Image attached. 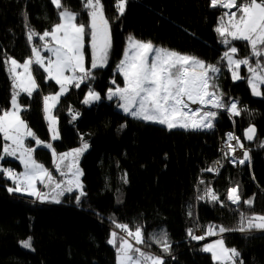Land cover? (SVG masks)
<instances>
[{"label":"trees","instance_id":"16d2710c","mask_svg":"<svg viewBox=\"0 0 264 264\" xmlns=\"http://www.w3.org/2000/svg\"><path fill=\"white\" fill-rule=\"evenodd\" d=\"M117 1L102 0L112 38L108 65L93 70L95 79L80 88L70 86L53 110L59 132V139L52 141L55 150L61 153L85 142L89 146L79 162L85 195L79 204L75 192L63 195L58 204H41L8 193L10 182L0 174V264H116V250L108 244L116 223L141 228L145 243L138 247L162 256L165 264H218L189 235V229L196 236L200 231L211 240L207 231L213 227L228 230L216 236L226 247L238 250L244 264H264V231L237 230L241 214L264 215V100L252 97L245 79L233 82L221 60L226 47L220 45L215 28L226 10L212 8L210 0H126L121 15ZM62 4L77 14V23L88 24L84 0H62ZM58 22L59 12L50 0H0V114L9 109L14 92L6 61L31 58L32 48L43 44L39 36ZM29 28L37 33L31 42ZM128 35L222 68L217 83L224 102L235 101L241 109L234 118V130L250 148L249 166L225 165L218 172L219 141L233 128L221 113L213 121V130H169L126 116L115 101L104 100L111 77L122 84L114 71ZM233 45L239 49V58L247 57L251 63L261 59L250 56L246 42L235 41ZM90 59L89 49L87 67ZM32 70L39 87L31 97L19 92L20 115L36 137L48 142L42 94L55 92L57 87L46 81L35 64ZM241 74L247 75L245 67ZM89 89L97 90L102 99L86 106L82 100ZM249 127L256 130L252 143L244 139ZM2 144L0 136V152ZM27 144L33 145L34 140L28 139ZM35 157L54 170L47 150L36 149ZM3 164L16 166L7 160ZM209 168L213 171H207ZM237 186L241 202L232 205L227 192ZM209 188L217 202L207 197ZM249 199L251 206L243 203ZM164 234L170 244L168 252L159 242ZM29 237L32 247L26 249L22 242Z\"/></svg>","mask_w":264,"mask_h":264},{"label":"snow or ice","instance_id":"6c2138e0","mask_svg":"<svg viewBox=\"0 0 264 264\" xmlns=\"http://www.w3.org/2000/svg\"><path fill=\"white\" fill-rule=\"evenodd\" d=\"M59 12V20L50 31H45L39 36L40 41L51 38L50 44L44 43L43 49L50 55L45 58L40 55V50L32 48V58L22 65L15 59L9 58L11 67L10 75L13 78V89L27 93L29 97L37 90L39 85L33 75L32 65H37L47 74L46 79L55 81L59 85V92L55 95L44 97L45 119L48 121L51 139H59L56 127L57 120L52 116V109L59 103V98L68 91L69 86L80 88L88 80H94L93 70L104 68L108 65L112 47L109 20L103 10L102 0H84V7L88 12L87 25L77 23V14L72 13L62 4V0H51ZM213 8L225 9L221 14L215 32L221 42L227 47L222 61L226 62L227 70L234 81L246 79L254 96L264 95L261 86H264V0H211ZM121 15L124 13V0L117 4ZM235 9V11H232ZM27 19V17L25 16ZM37 33L28 29V40L31 42ZM243 41L250 49L252 57H257L250 63L247 57L239 58V49L233 42ZM90 49V67H86V57ZM9 61H6L9 62ZM246 67L249 75H240V69ZM22 68V72L17 69ZM116 71L123 78V86L108 89V99L117 101V106L126 116L166 126L169 130L182 128L184 130H204L214 127L213 121L218 112L206 109L226 110L230 116L240 115L238 103L232 101L225 103L217 81L222 68L217 64L205 62L195 56L181 54L174 50L157 47L152 42H142L133 36L128 37V45L124 50L123 58L116 67ZM115 84V79L112 80ZM19 92L14 91L11 99V110H4L0 114V136L3 144L0 160L5 156L18 159L23 165V172L17 173L10 168L0 167V174L12 181L14 187H9V192H18L34 197L41 202L50 201L60 203V197L65 193L79 190L75 197L77 203L85 193L79 177L82 175L76 166L79 156L88 148L85 142L78 149L69 153L59 154L53 150L54 163L57 171L62 176L68 177L64 181L53 179L52 174L43 165L34 159L35 148L25 143L31 138L37 147L52 148L51 144L41 141L21 118V107L17 102ZM101 97L89 89L83 103L91 104ZM192 105H197L193 108ZM71 112V109H70ZM77 114L72 115L75 120ZM122 128L124 125L121 126ZM255 128L249 127L245 138L249 141L255 137ZM228 140H236L235 147L229 144V152L244 145L232 134ZM264 147V144L261 145ZM248 151L243 152V158L238 163L243 165L250 162ZM67 169L65 171L61 165ZM207 171H213L209 168ZM37 183L48 188L47 193L37 187ZM203 183V181H201ZM207 197L212 202H217L218 197L212 189H207ZM204 197H201L203 199ZM227 200L232 205L241 202L239 188L231 187L227 192ZM251 206V199L243 201ZM115 227L125 233L117 238V233H111L108 243L116 248L117 264H165L164 260L156 255L148 254L138 245L145 243L141 228L130 231L126 224L116 223ZM264 231V215L244 216L241 214L240 232L251 230ZM219 233L228 231L224 227L218 229ZM215 228H209L207 235H215ZM189 235L194 240H203L205 236H196L189 229ZM130 241H134V244ZM162 250L168 252L170 244L166 234L159 237ZM24 248H31V237L22 242ZM202 251L211 253L212 259L218 264H244L239 259L241 254L236 249L227 248L222 240L207 244Z\"/></svg>","mask_w":264,"mask_h":264},{"label":"rangeland","instance_id":"374dc122","mask_svg":"<svg viewBox=\"0 0 264 264\" xmlns=\"http://www.w3.org/2000/svg\"><path fill=\"white\" fill-rule=\"evenodd\" d=\"M51 1V0H50ZM52 3V2H51ZM119 3V0L116 2V8H117V4ZM124 3H125V7H126V0H124ZM52 5L55 7V5L52 3ZM125 10V9H124ZM117 12L119 13V11H118V8H117ZM73 13V12H72ZM120 14V13H119ZM59 22H60V20H59ZM58 22V23H59ZM218 26V25H217ZM216 26V27H217ZM130 35H128V36H126V38H125V44H124V50H125V48L127 47V45H128V37H129ZM50 41H51V38L50 37H47L46 39H45V41H43V44L44 43H49L50 44ZM140 41V40H139ZM142 42H146V41H142ZM43 44L41 45V46H39V48L38 47H36V48H38L39 50H40V55L42 56V57H45V58H47L50 54L48 53V52H46L44 49H43ZM220 45L221 46H223V47H226L221 41H220ZM155 46H157V47H161V46H158V45H155ZM234 46V45H233ZM124 50H123V53H124ZM226 50H227V47H226ZM225 50V51H226ZM224 51V52H225ZM250 56H251V54H250ZM31 58H32V51H31ZM122 58H123V56H122ZM121 58V59H122ZM242 58H245V57H242ZM11 59H14V58H11ZM30 59V58H29ZM28 60V59H27ZM7 61H9V58H8V60ZM17 61V60H16ZM109 61V60H108ZM19 64H23L24 62H19V61H17ZM120 62V61H119ZM226 63V62H225ZM250 63H251V61H250ZM255 63V62H254ZM254 63H253V66H254ZM119 64V63H118ZM37 66V65H36ZM227 66V65H226ZM11 67V65H10V61L9 62H7V70H8V74H9V76H10V78H11V80H12V85H13V78H12V76L10 75V72H9V68ZM86 67H87V65H86ZM37 68L38 69H40L38 66H37ZM105 68V67H104ZM40 70H42L43 71V69H40ZM245 70H246V76H243L242 74H241V69H240V75L241 76H243V77H247L248 75H249V73L247 72V69H246V67H245ZM17 71L18 72H22L23 71V69L22 68H19V69H17ZM118 73L117 71H116V69H115V71H114V73ZM43 73H44V77H45V79H46V77H47V74L43 71ZM121 77V76H120ZM230 77H231V80L233 81V82H238V81H240V80H236V81H234L233 79H232V76H231V73H230ZM122 78V77H121ZM113 79H115V77H111L110 79H109V81H110V87L108 88V89H110V88H112V89H115V87H117V86H123V78H122V84H120V83H118L117 81H116V79H115V81H116V83L115 84H113L112 83V80ZM242 80V79H241ZM246 80V79H245ZM46 81H51V82H53L55 85H56V87H57V89H56V91L55 92H45V93H43L42 94V114H43V119H44V122H45V124H46V127H47V131H48V135H49V141L48 142H45V143H48V144H51L52 145V141H55V140H52L51 139V133H50V131H49V126H48V121L45 119V113H44V97L45 96H50V95H55L56 93H58L59 92V90H60V88H59V85H57L56 83H55V81H52V80H47L46 79ZM246 82H247V80H246ZM247 85H248V83H247ZM70 87V86H69ZM248 88H249V90H250V93H251V95H252V97L253 98H255V99H263L264 100V95H261V96H254L253 94H252V91H251V88L249 87V85H248ZM38 89V88H37ZM69 89V88H68ZM108 89L106 90V92H105V94H104V100H106V101H115L116 102V108L119 110V111H121L122 113H123V111L117 106V101H116V99L115 98H113L112 100H109L108 99V96H107V93H108ZM91 90H93V89H91ZM14 91H17V92H19V89H15ZM89 91V90H88ZM88 91L85 93V95H84V98H83V100H82V103H83V101H84V99H85V96H86V94L88 93ZM93 91H95L96 93H98L99 95H100V97H101V99H102V96H101V94L97 91V90H93ZM261 92H262V94H264V86H261ZM22 93H24V92H22ZM67 93V92H66ZM65 93V94H66ZM27 94V93H26ZM65 94H63L62 96H60V98L61 97H63ZM60 98H59V100H60ZM12 99V98H11ZM100 99V100H101ZM100 100H98V101H100ZM98 101H95V102H93V103H96V102H98ZM17 102H18V100H17ZM93 103H91V104H93ZM19 104V103H18ZM84 105H86V106H90L91 104H85V103H83ZM20 105V104H19ZM57 105V104H56ZM21 107V106H20ZM8 110H11V101H10V107H9V109ZM53 110L54 109H52V116L53 117H55L54 116V114H53ZM2 114V113H1ZM132 118V117H131ZM55 119L57 120V118L55 117ZM140 121H142V120H140ZM148 123H150V122H148ZM163 126V125H162ZM56 127H57V129H58V120H57V125H56ZM166 127V126H165ZM177 129H182V128H177ZM211 130H213V129H211ZM28 139H31V138H28ZM28 139H26V141H25V143L27 144V140ZM5 142L3 141V144H4ZM3 144H2V148H3ZM28 145V144H27ZM29 146H31V147H33V148H35V149H38V148H41V149H44V150H47L49 153H50V157H51V163H52V166L54 167V170L53 171H51L49 168H47L42 162H40L39 160H37L36 159V157H35V152H34V159L38 162V163H40L41 165H43L44 166V168L45 169H47L51 174H52V177H53V179H55V180H57V181H64L65 179H67L68 177H66V176H62L61 175V173L59 172V171H57V168H56V165H55V163H54V157H53V154H52V152H53V150L57 153V158H58V156H59V154H63V153H69V152H72L73 150H75V149H78V148H80V147H76V148H74V149H70V150H68V151H64V152H61V153H58L56 150H55V148L54 147H52L51 149L50 148H48V147H43V146H40V147H37L36 146V144H35V141H34V144L32 145H29ZM53 146V145H52ZM89 150V146H88V148H87V150H85L80 156H79V158H78V161H77V167L79 168V170H80V172L82 173V175H80V177H79V180H80V183L82 184V176H83V172H82V169H81V167H80V158H81V156L85 153V152H87ZM0 155H3V152H2V149H1V152H0ZM4 160H7V161H11V162H14L15 164H16V166L15 165H12V164H6V165H4L3 164V161ZM0 167H3V168H10V169H12L13 171H15V172H17V173H20V172H23V165H21L20 164V162H19V160L18 159H15V158H13V157H10V156H5L4 157V159L3 160H0ZM61 168L62 169H64L65 171H67V169L64 167V165L62 164L61 165ZM7 179V178H6ZM8 180V179H7ZM9 182H10V184H7L6 185V189H7V192L8 193H10V194H16V195H19V196H23V197H27V198H33V199H35L34 197H30V196H27V195H24V194H22V193H18V192H9L8 191V188L9 187H14V185L12 184V181L11 180H8ZM82 186H83V184H82ZM37 187L38 188H40L43 192H45V193H47L48 191H49V189L48 188H45L43 185H41V184H39V183H37ZM82 190H83V187H82ZM73 192H75L76 193V195H79V190H75V191H73ZM66 194V193H65ZM61 198H62V196L60 197V201H61ZM35 200H37V199H35ZM38 201V203H41V204H44V203H54V202H50V201H45V202H41L40 200H37ZM54 204H58V203H54ZM129 228V227H128ZM135 229L136 228H134V229H131V228H129V230L130 231H135ZM216 230V234H223V233H219V231H218V229H215ZM119 231V232H118ZM112 232H116L117 233V238H119V237H121V236H125L126 234L125 233H123V232H121V230L120 229H112L111 231H110V235H109V238H108V241H109V239H111V233ZM216 234L215 235H208V236H211V240H209V241H206V242H204L203 240H198V243H200L201 244V246H200V248H201V251H202V249H203V247L204 246H206L207 244H211V243H214L215 241H217V240H222L221 238H218L217 236H216ZM223 241V240H222ZM130 242H132L133 244H134V241H130ZM224 243V242H223ZM109 244V243H108ZM110 245V244H109ZM225 245V244H224ZM112 246V245H111ZM139 246V245H138ZM137 246V247H138ZM113 247V246H112ZM228 248V247H227ZM115 250H116V248H114ZM230 249V248H229ZM232 249V248H231ZM203 253H207V254H209L210 256H211V258H212V255H211V253H208V252H204V251H202ZM146 253H148V254H151V255H156L155 253H151V252H146ZM157 256H159V255H157ZM159 257H161L162 259H163V257L162 256H159ZM213 260V259H212ZM218 263V262H217ZM116 264H117V256H116Z\"/></svg>","mask_w":264,"mask_h":264},{"label":"built area","instance_id":"2783aa9c","mask_svg":"<svg viewBox=\"0 0 264 264\" xmlns=\"http://www.w3.org/2000/svg\"><path fill=\"white\" fill-rule=\"evenodd\" d=\"M210 5H211V0H210ZM217 8H219V7H217ZM220 9H222V8H220ZM206 110L217 111L218 113L225 115L230 120L231 125L233 127L232 130L225 132L222 139L219 141L218 154L220 156V162L217 163L218 172L221 171L225 165H230V166L235 167V168H242L244 166H249L250 162H248V161H246L243 165L238 163V160L243 158V152L244 151H248L249 155H250L251 151H250L249 147L244 146V148H242V149L236 148L235 152H232V153L229 152V144L231 143L232 146L235 147L236 140L229 141L228 135L232 134L234 137H236L239 140V138L236 135V132L234 130V118H235V116H230L226 110H217V109H206ZM212 129H214V127ZM204 130H211V129H204ZM240 143H241V141H240ZM35 202H37V200H35ZM197 235L198 236H204L200 231H198ZM208 240L209 239L206 237H205V239H203L204 242H206Z\"/></svg>","mask_w":264,"mask_h":264},{"label":"water","instance_id":"95a60500","mask_svg":"<svg viewBox=\"0 0 264 264\" xmlns=\"http://www.w3.org/2000/svg\"><path fill=\"white\" fill-rule=\"evenodd\" d=\"M191 131H193V130H191ZM198 131H201V130H196V131H193V132H198ZM245 133H246V132H245ZM245 133H244V139H245V141L248 142V143H252V142L255 140V138H256V131H255V137H254V139L251 140V141H249V140H247V139L245 138Z\"/></svg>","mask_w":264,"mask_h":264},{"label":"bare ground","instance_id":"6f19581e","mask_svg":"<svg viewBox=\"0 0 264 264\" xmlns=\"http://www.w3.org/2000/svg\"><path fill=\"white\" fill-rule=\"evenodd\" d=\"M192 107H193V108H196V107H197V105H192ZM231 167H232V166H231Z\"/></svg>","mask_w":264,"mask_h":264}]
</instances>
